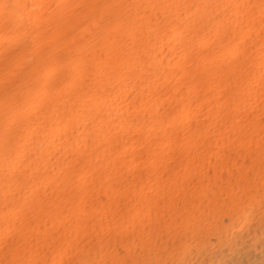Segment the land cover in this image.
<instances>
[{
  "label": "bare ground",
  "instance_id": "bare-ground-1",
  "mask_svg": "<svg viewBox=\"0 0 264 264\" xmlns=\"http://www.w3.org/2000/svg\"><path fill=\"white\" fill-rule=\"evenodd\" d=\"M45 5L18 46L19 74L3 72L0 47V259L4 205L37 241L52 237V258L87 249L105 264H264V185L241 193L231 181L245 167L239 151L249 114L259 142V28L253 41L256 88L250 99L229 91L243 65L238 31L222 9L133 8L138 25L98 41L92 4H259L260 0H0ZM31 9H20L27 17ZM147 18V19H145ZM150 21V22H149ZM183 24V27L180 25ZM211 46L220 74L202 53ZM253 49L248 48L251 54ZM53 74L48 75L49 69ZM38 82L46 86L37 95ZM23 100L10 165L3 157L5 103ZM9 167V201L5 168ZM118 181L124 182L118 190ZM113 204L141 221L105 233ZM100 225L101 227L97 228Z\"/></svg>",
  "mask_w": 264,
  "mask_h": 264
},
{
  "label": "snow or ice",
  "instance_id": "snow-or-ice-1",
  "mask_svg": "<svg viewBox=\"0 0 264 264\" xmlns=\"http://www.w3.org/2000/svg\"><path fill=\"white\" fill-rule=\"evenodd\" d=\"M46 7L45 5H27V4H9L0 3V47L4 48L5 58L3 72L9 80L19 74V68L22 61L19 45L21 41L27 37L28 33H20L18 25L20 20L30 22L33 19L36 9ZM63 9L71 11L74 8L87 7L90 10L89 19L94 22L97 29L95 35L98 41L111 40L118 38L120 31L124 26L138 25V17H133L126 10L133 8H161V9H192V8H219L222 9L223 21L231 26H235L238 31V36L235 41L236 50H244L245 59L242 67L235 73L228 76L229 81L235 80L234 85H230L229 91L242 94L244 99H250L256 88L255 78L252 72V67L257 62L255 55V43L253 41L255 29L259 28L260 49H259V90L261 95L260 114H259V142L257 155V141L255 133V119L253 113L249 114V124L247 134L243 139L242 146L239 151L244 153L245 167L240 168L234 174V179L231 181L233 188H238L241 193H246L259 182L264 185V0H260L259 4L254 3H235V4H216V5H128V4H92V5H72L66 4ZM20 9H31L27 17H18L17 12ZM147 19V18H145ZM150 22V21H149ZM22 27V25H20ZM184 25L181 24L180 27ZM251 47L253 52L248 53V48ZM202 56L206 63H211L216 69L217 75L220 74V68L217 66L215 53L212 52L211 46L204 50ZM53 69H49L48 75L53 74ZM47 91L46 86H41L38 82L37 95H43ZM23 104L20 98H14L10 104L5 103L4 122H3V157L7 165L13 153L11 152L12 141L18 131V120L16 114ZM9 167L5 168V200L9 201V185L8 180ZM118 190H123L124 182L118 181L116 184ZM264 190V189H262ZM10 203L6 202L5 210V229L3 233V246L5 258L0 259V264H105V261L99 258H92L91 252L87 249L64 254L60 258H52L49 249L53 246L49 241L52 237H41L37 241L34 235L29 236L26 230L21 227V221L26 220L28 210L25 207L17 205V216L15 219L16 227H13V219L9 213ZM114 213L109 217L107 225L103 227L107 231L112 228L115 222L117 228H139L141 221L138 217L132 216L129 211L113 204ZM101 226L98 225L99 230ZM136 264H157L156 261H137ZM159 264H172L171 261H161Z\"/></svg>",
  "mask_w": 264,
  "mask_h": 264
}]
</instances>
